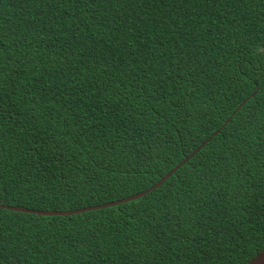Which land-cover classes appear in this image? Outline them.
I'll list each match as a JSON object with an SVG mask.
<instances>
[{
	"label": "trees",
	"instance_id": "16d2710c",
	"mask_svg": "<svg viewBox=\"0 0 264 264\" xmlns=\"http://www.w3.org/2000/svg\"><path fill=\"white\" fill-rule=\"evenodd\" d=\"M260 4L0 0V203L120 200L220 130L141 198L71 215L0 208L3 264H247L264 249ZM77 172L104 186L73 180L82 196L63 199L25 189Z\"/></svg>",
	"mask_w": 264,
	"mask_h": 264
},
{
	"label": "snow or ice",
	"instance_id": "6c2138e0",
	"mask_svg": "<svg viewBox=\"0 0 264 264\" xmlns=\"http://www.w3.org/2000/svg\"><path fill=\"white\" fill-rule=\"evenodd\" d=\"M108 2L118 3L119 0H108ZM181 2H183V0H181ZM260 6H261V10L264 11V0H261ZM34 107H35V105H33V108ZM25 143H26V138H25ZM260 143L262 146H264V141H261ZM2 144H3V141L0 140V146H2ZM2 158H3V150H2V147H0V159H2ZM38 164H39V157L37 156L33 159L31 167L37 168ZM10 175H11V173H9V176ZM29 175H31V173H29ZM4 179H5L4 168H3V165L0 164V188H3V186H4ZM65 180L67 181V184L62 183L60 185H57L56 188H53L51 185H48L45 188L44 186L33 183V180L29 179L26 181L25 189L29 190L30 194H33V195L37 196L38 198H51L52 196H55L59 199H63V197L66 194L71 196V197H74V198H80L82 196V193L78 190V188H76L73 185V182H72L73 180H75L76 183L80 184V185L91 182V183H99V185L101 187L104 186V178L103 177L97 176L94 180L91 178L82 180V179H80L79 172H77V174L75 176H73L71 180H69L68 177H65ZM45 184H47V181H45ZM25 189H22V191ZM165 207H167V206H165ZM165 215H166V213H165ZM132 220L139 222L140 217L139 216H133ZM64 231L67 234V232H68L67 226L65 227ZM46 243H47V241L41 240L42 245H46ZM76 243H80V242H76ZM2 244H3V242L0 241V245H2ZM81 248H83V244H81ZM85 253H87L86 249H85ZM0 264H3L2 260H0Z\"/></svg>",
	"mask_w": 264,
	"mask_h": 264
},
{
	"label": "water",
	"instance_id": "95a60500",
	"mask_svg": "<svg viewBox=\"0 0 264 264\" xmlns=\"http://www.w3.org/2000/svg\"><path fill=\"white\" fill-rule=\"evenodd\" d=\"M256 93V92H255ZM253 93L251 96L255 95ZM235 115V112L225 121L223 127L232 119V117ZM220 130L215 131L209 138H207L199 147H197L195 150H193L189 156L185 158L179 165H177L174 169H172L169 173H167L165 176H163L156 184H154L152 187L141 191L139 193L127 196L126 198L120 199V200H115V201H110L106 202L103 204L99 205H94V206H88V207H82L74 210H65V211H57V210H45V209H31L28 207L24 206H18V205H6L3 203H0V208H7L10 210H15V211H21V212H32L35 214H40V215H71L75 213H80V212H85L88 210H94V209H99V208H106L110 206H115L124 202H128L131 200L138 199L142 196H145L147 193L153 191L154 189L160 187L177 169H179L185 162H187L195 153H197L199 150H201L212 138L219 133ZM247 264H264V249L260 251L255 257H253Z\"/></svg>",
	"mask_w": 264,
	"mask_h": 264
},
{
	"label": "clouds",
	"instance_id": "9594fccd",
	"mask_svg": "<svg viewBox=\"0 0 264 264\" xmlns=\"http://www.w3.org/2000/svg\"><path fill=\"white\" fill-rule=\"evenodd\" d=\"M164 176H165V175H164ZM156 183H157V182H156ZM156 183H155V184H156ZM153 185H154V184H153ZM153 185H152V186H153ZM152 186H151V187H152ZM149 188H150V187H149ZM147 189H148V188H147ZM145 190H146V189H145ZM154 190H155V189H154ZM154 190H153V191H154ZM143 191H144V190H143ZM140 192H141V191H140ZM151 192H152V191H151ZM138 193H139V192H138ZM149 193H150V192H149ZM147 194H148V193H147ZM147 194H146V195H147ZM142 197H143V196H142ZM140 198H141V197H140ZM39 215H40V214H39Z\"/></svg>",
	"mask_w": 264,
	"mask_h": 264
}]
</instances>
